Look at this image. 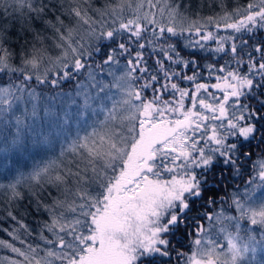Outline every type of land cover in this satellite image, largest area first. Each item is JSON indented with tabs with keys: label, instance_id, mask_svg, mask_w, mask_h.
<instances>
[{
	"label": "snow or ice",
	"instance_id": "1",
	"mask_svg": "<svg viewBox=\"0 0 264 264\" xmlns=\"http://www.w3.org/2000/svg\"><path fill=\"white\" fill-rule=\"evenodd\" d=\"M158 3L119 0L92 9L95 19L91 0H83L88 7L80 0H0V156L27 153L33 161L0 188L11 206L30 183L29 203L48 215L39 242L0 240L18 257L0 264H169L172 240L197 202L216 205L218 186L239 175L251 149L264 153V0L207 16V24L191 15L199 16L204 0H163L160 19L145 10ZM218 6L227 7L224 0ZM185 33L198 37L185 47L229 57L219 68L206 65L210 79L218 73L216 83L197 82V61L168 42ZM149 48L163 57L155 67L145 57ZM173 65L193 72L182 75ZM41 86L53 93L45 96ZM252 167L248 183L264 186V155ZM220 203L238 215L223 208L202 214L220 225L217 238L196 219L193 233L184 232L195 237L190 249L176 252L183 264H246L264 247V200L246 189ZM7 215L17 220L12 210Z\"/></svg>",
	"mask_w": 264,
	"mask_h": 264
},
{
	"label": "trees",
	"instance_id": "2",
	"mask_svg": "<svg viewBox=\"0 0 264 264\" xmlns=\"http://www.w3.org/2000/svg\"><path fill=\"white\" fill-rule=\"evenodd\" d=\"M106 2L110 4H115L118 3L119 0H102V3ZM153 3H156V0H153ZM205 6L202 7L200 10L199 16H195L194 13H192V17L196 19L197 21H200L199 24H207L208 22L206 21L207 16H214V17H219L223 15V11H232L233 8L237 6H244L248 3V0H224V4L227 6L226 9H221L218 4L219 0H216V3H213V0H204ZM91 4L93 6V2L91 1ZM208 4H212V7H208ZM96 5L100 6L101 1L96 2ZM147 5H145L146 7ZM163 0H160V3L157 4V7L155 10L157 19H160V8L163 7ZM102 7V6H101ZM100 7V8H101ZM89 14L93 16L94 18L96 15L94 13L89 11ZM165 15H167V12H165ZM128 16V13H125V17ZM238 19V17H234ZM215 31V29H211ZM230 31V30H229ZM229 34L228 32H225L221 30L219 32V35H227ZM264 33H260L258 35H262ZM188 38H186V33L179 37V38H173L172 40L168 41L170 43H175L177 50L180 52L181 56L185 60H193L195 59L199 65L197 71L199 72L198 80L197 82L200 83H208V84H213L216 83L215 80V75L218 73H214L213 77L210 79L209 78V72L206 67L207 64H214L217 68H219L220 64H224L225 60L229 59L226 56L221 58V56L213 55L212 53L208 51H202L197 48H188L185 47V44L187 43ZM207 48H214L215 44L214 42H208L206 45ZM19 49L17 48V51ZM148 50V51H147ZM145 57L148 60V64L151 67H155V59L157 58H163L162 56L157 57L155 54H151V49H146L145 52ZM150 52V53H149ZM17 63L19 62L18 59L16 61ZM168 61H165V65L167 66ZM173 69L177 72H181L182 75H191L193 72V69L191 66L185 68L183 65H173ZM139 74V73H137ZM177 83L180 84L181 87L187 88L191 90L194 85L192 82L184 81V80H178L176 81ZM209 91L215 92L214 89H209ZM217 96H222L221 93L215 92ZM191 95V91H190ZM171 97L168 94H165L164 99H170ZM191 106V101L190 99L186 100V107ZM255 149V147H253ZM253 152V150H252ZM245 163V162H243ZM243 168V166H241ZM243 172H240V177L242 176ZM228 175V174H227ZM230 176V175H228ZM10 176L9 175H3V177L0 179V185H6L10 182ZM229 179V178H228ZM231 184V182H230ZM227 179L224 180L223 185L219 186V190L217 191V194L215 196V199H217L221 194H223L224 190H226L227 187ZM31 184L30 183H25L19 187V191L23 194V199L19 201H13L11 206L8 204V193L5 188H0V240L6 241L8 243L14 244L16 247H24L23 245L20 244L19 239H15L14 237L18 236L20 239H25L29 242L36 243L38 241V233L41 229V224L43 221H46L48 219L47 213L41 211L37 212L34 210V207L32 204L29 203V200L32 199L29 195V188ZM199 203H204L206 204L207 202L205 200L198 201ZM201 203V204H202ZM200 204V205H201ZM12 210L13 214L17 217V220H13L11 217L7 215V211ZM17 221H22L23 224L27 226V229L32 233L31 236L27 234V232L20 227V224ZM187 228H183L181 232H178L176 236L172 240V246L173 249L175 247H178L180 243V238L182 235H184V232H186ZM9 233H13V235H9ZM46 235H50L48 233H45ZM179 234V235H178ZM178 235V236H177ZM185 241L188 242V238L185 239ZM186 242V243H187ZM4 257H11L15 258V254L11 253V251L7 248H4L3 246H0V259H3ZM176 260V259H175ZM176 261H170L169 264H175Z\"/></svg>",
	"mask_w": 264,
	"mask_h": 264
},
{
	"label": "rangeland",
	"instance_id": "3",
	"mask_svg": "<svg viewBox=\"0 0 264 264\" xmlns=\"http://www.w3.org/2000/svg\"><path fill=\"white\" fill-rule=\"evenodd\" d=\"M93 2V6L91 4V8H90V12L94 13V15H96L95 19H99V14L96 13L95 11H92V9L97 8V7H101V8H105V6L109 5L108 3L106 4V2L102 3V0H91ZM101 1V5L98 6L96 5V2ZM80 3L83 5V0H80ZM84 7H88V5H83ZM145 10L147 11H155L154 9H149L147 6L145 7ZM127 18V17H125ZM106 19L109 20V26H111V18L110 17H106ZM190 22V21H189ZM198 23H200V21H198ZM85 28L87 26H84ZM185 27H187V23L185 24ZM239 35V34H236ZM264 35V34H262ZM186 38H191L192 40L198 39V37H196L194 34L189 37V34L186 33ZM49 45H51V41L48 42ZM215 44V43H214ZM135 50V49H134ZM50 51L52 52V55L55 56L58 54V50L51 48L50 47ZM148 51V50H147ZM147 51L145 53H147ZM150 53V52H149ZM229 58V57H227ZM125 61L122 59L121 60V64H124ZM222 65V64H220ZM3 75V74H0ZM51 78V77H50ZM106 79H108L107 77H105ZM71 85L69 84H65L63 85L65 90H68V88ZM59 89H57L56 91H58ZM37 91L43 93L45 96L51 95L53 93V90L51 88H49L48 86H41L37 88ZM255 144V142H253ZM253 150V156L251 158H246L243 162H242V166L243 168H240V172L242 173V176L240 177V172L239 175L237 176H228L227 178V187L226 190H224L223 194H221L216 200L217 203L216 205H209L208 203L204 204V203H199L197 202V204L194 206V209L191 213H189V216L193 219L189 220L188 225L186 226H182L183 228H187L186 232L188 233H193V231L196 228V224H195V220L199 219L200 223L204 226V228L208 231V235L212 236L213 238H217L218 237V229L220 227L219 224H217L215 222V220L213 221H209L207 219V215H202V214H213L216 213L218 211L221 210V208L224 209L225 213L227 215H238V213L235 212L234 208H230L228 206V204H223L221 205L220 203V198L224 197L226 199H228L230 201L232 193L233 192H238L241 197L244 196L245 194V190L247 189L251 194H252V198L254 201L259 202L261 200H264V186H261L259 188L256 187L257 184H260L261 182L256 180L254 183L249 184L248 181L252 180L255 175L256 172L252 167L253 161H255L257 158H259L261 155H264V153H262L260 151V149H251V151ZM41 157H37V159H40ZM32 159H30L29 155L27 153H18L16 155H12L9 157V159L5 160L3 158V156H0V179L3 177V175H9L10 179L15 176L17 174V172H24L27 173L31 170L32 167ZM227 175V173H226ZM231 182V184H230ZM255 189V191L253 192L252 190ZM219 190V186L217 188V191ZM201 204V205H200ZM244 227H249V225H247V222H242V228ZM257 233H259V228H255L254 229ZM179 235V234H178ZM177 235V236H178ZM243 235V233H242ZM188 238V242L185 241V239ZM195 237L192 235L189 236H185L182 235V237L180 238V243L178 247H175L173 249V253H172V261H176L175 264H183L182 259L178 258L176 256V252L183 250L185 252H187L190 247H191V241L192 239H194ZM259 239V236H258ZM187 242V243H186ZM221 242H223L221 240ZM18 258V257H15ZM176 259V260H175ZM246 264H264V247L257 245V251L252 254L249 253V259L246 261Z\"/></svg>",
	"mask_w": 264,
	"mask_h": 264
}]
</instances>
